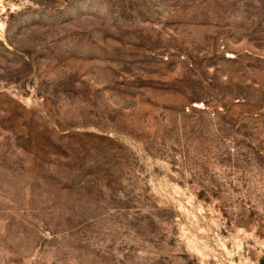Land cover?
Returning a JSON list of instances; mask_svg holds the SVG:
<instances>
[{"label":"rangeland","instance_id":"1","mask_svg":"<svg viewBox=\"0 0 264 264\" xmlns=\"http://www.w3.org/2000/svg\"><path fill=\"white\" fill-rule=\"evenodd\" d=\"M0 264H264V0H0Z\"/></svg>","mask_w":264,"mask_h":264}]
</instances>
